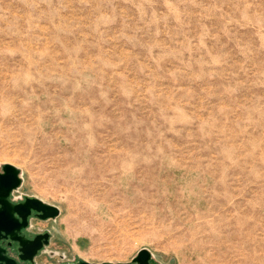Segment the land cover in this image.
<instances>
[{"label": "rangeland", "instance_id": "1", "mask_svg": "<svg viewBox=\"0 0 264 264\" xmlns=\"http://www.w3.org/2000/svg\"><path fill=\"white\" fill-rule=\"evenodd\" d=\"M5 164L35 264H264V0H0Z\"/></svg>", "mask_w": 264, "mask_h": 264}, {"label": "water", "instance_id": "2", "mask_svg": "<svg viewBox=\"0 0 264 264\" xmlns=\"http://www.w3.org/2000/svg\"><path fill=\"white\" fill-rule=\"evenodd\" d=\"M20 170L11 165L2 166L0 173V264H20L10 257L1 240H10L18 244L20 260L34 264L39 252L49 244V233L36 235L32 240L22 235L28 227L29 217L34 216L40 220L55 219L60 210L54 205L47 204L41 199L26 197L24 201L14 203L10 200L11 194L21 186ZM152 255L147 249H141L137 255L125 263L100 264H152ZM74 264H97L79 260Z\"/></svg>", "mask_w": 264, "mask_h": 264}, {"label": "flooded vegetation", "instance_id": "3", "mask_svg": "<svg viewBox=\"0 0 264 264\" xmlns=\"http://www.w3.org/2000/svg\"><path fill=\"white\" fill-rule=\"evenodd\" d=\"M31 218H36L35 216H34V214H33V216H31V217H29V224H30V219ZM36 219H38V218H36ZM38 220H40V219H38ZM29 224H28V227L27 228H29L30 226H29ZM26 228V229H27ZM26 229H24L23 231H22V235H25V230ZM45 233H47V232H44V233H37V234H35L34 236H32V237H28V236H26V238L27 239H30V240H32L36 235H39V234H45ZM49 242H50V234H49ZM1 244H2V246L3 247H5L6 248V250H7V253H8V255H9V250L11 249V250H16L17 251V258H15V257H12V256H10V257H12V258H14V259H16L20 264H31V263H28V262H26V261H23V260H20V258H19V252H18V244L17 243H15V242H11L10 240H1ZM43 250V249H42ZM41 250V251H42ZM35 260V259H34ZM35 264V263H34Z\"/></svg>", "mask_w": 264, "mask_h": 264}]
</instances>
